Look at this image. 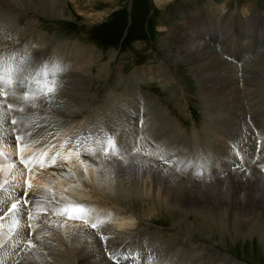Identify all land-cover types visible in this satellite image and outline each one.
<instances>
[{"label":"rangeland","instance_id":"obj_1","mask_svg":"<svg viewBox=\"0 0 264 264\" xmlns=\"http://www.w3.org/2000/svg\"><path fill=\"white\" fill-rule=\"evenodd\" d=\"M55 1L53 8L56 11L53 13L58 15L50 18L39 13L40 10L24 11L0 0V44L5 45L4 37H15L14 40L30 38L28 45L22 47L21 51L24 58L29 56L31 61L36 60L35 65L45 61L57 62V57H63L65 53L63 50L55 57L53 51L56 48L67 47L65 50L69 51L76 45L80 49L92 48L90 57H84L85 60L80 63L73 60L78 64H73L74 67L69 64L70 71H67V67L59 74L62 85L50 99L58 112L51 107L56 113L54 125L69 119L75 112L77 114L74 116L81 120L82 126H67L66 129L71 131L77 127L70 137L71 131L64 135V127L55 131L57 134L60 132L58 136L47 131L36 142L39 146L54 142L52 146L56 147L62 144L60 139L64 138V143L67 141L70 144L67 149L72 150L73 145H77L86 150L83 158L77 153L79 160L73 159L74 156L69 164H83L87 158L104 163L102 176H106L122 191L118 192L120 197L114 188L108 189V196L100 197L103 202L78 196V200H91L89 207L82 206L85 214H88L87 220L56 216L61 217L63 222L84 224L88 223L91 216L97 219L99 214L106 215L114 225L122 221L123 224L118 227L132 231L134 240L127 246L125 242L120 244L115 252L109 254V257L113 256L110 258L113 263L114 258L128 247L135 256H139L142 251L146 255L153 254L154 264H264V198L261 192H253L243 184L245 180L258 186L264 184V79L256 77L259 83H254L252 79L255 76L251 74L256 69L264 70V0H163L161 4H157L156 0ZM217 30L222 41L213 36V31ZM181 32L193 35L196 41L199 38L203 50L207 46L214 47L212 49L220 55V60L232 65L230 70L237 82L241 101L239 106L219 104L220 92L212 87L218 86L215 78L228 75L214 74L217 71L212 72L197 63L200 55H210L208 51L188 52L190 56L183 53L180 48L183 41L176 37ZM202 36L206 39L201 40ZM212 36L216 42L208 40ZM247 46L249 54L243 56ZM42 48H45L43 52ZM51 48L52 53L49 52ZM48 52L51 54L46 59L44 56ZM5 53H10L9 49L0 51V56L13 58ZM66 60L61 58L64 63ZM61 61L58 60V63ZM14 64L11 65H18ZM77 68V73L85 71L89 74L87 80L79 75L69 77L71 70ZM64 75L66 77L62 80ZM11 79V84L4 83L0 89V102L4 103L3 109L8 111V116H0V129H7L3 133L8 132L5 136L14 135L15 131L12 128L8 130L7 126L11 127L14 119L11 117L25 108L20 104L14 106L18 104L16 102H7L8 99H21L25 91L24 86L17 85L15 75ZM40 79L43 80V77ZM30 80L27 87L35 93V78ZM135 85L150 96L138 93V86ZM61 94L65 95L59 98ZM45 99L40 96L34 104L46 103ZM8 104L12 106L10 110ZM34 109L37 114L44 113L38 107ZM240 109L242 114L238 113L239 118H236L233 110ZM217 115L222 116V121L216 120ZM230 116L235 117L238 125H229L227 120ZM152 128L161 129L164 135L159 136L158 140ZM9 131L12 132L10 135ZM153 133L157 137L154 141L151 139ZM107 134H111L126 151L107 157L95 151L93 144L97 142V137ZM82 135L84 137L81 138ZM141 141L152 145H144V149L139 144ZM130 156H141L140 162L136 164L140 165V170L145 168V171L139 175H116L114 161L128 166L131 160L127 158ZM106 161L110 165L105 168ZM156 167L160 172L162 169L161 176H176L169 179L174 187L181 183V177L188 179L190 186L195 185V182L205 185L200 186L202 189L197 187L201 193L194 195L193 199L178 190L171 191L165 187L169 190L166 191L164 185L154 178ZM196 172L202 173V178L195 175ZM232 174L237 177L234 178ZM230 176L233 179H229ZM236 179L244 186L236 187ZM30 181L27 180L29 193L40 195L41 192L49 191ZM215 181L220 184L217 185ZM104 182H107L106 179ZM20 187L24 189L25 181ZM162 199L165 205H160ZM191 199L197 204L200 200L202 204L188 205ZM220 199L230 201V207L225 202L219 203ZM257 199L262 201L258 202ZM254 201L258 204H253ZM238 204L242 206L240 210L235 208L240 206ZM6 217L0 216L1 233L9 230L7 223L4 224ZM52 219L56 223L55 218ZM29 221L25 217L18 223L30 226ZM185 227L189 228L190 234H183ZM144 245L146 249L141 247ZM140 261L145 262L144 259Z\"/></svg>","mask_w":264,"mask_h":264},{"label":"bare ground","instance_id":"obj_2","mask_svg":"<svg viewBox=\"0 0 264 264\" xmlns=\"http://www.w3.org/2000/svg\"><path fill=\"white\" fill-rule=\"evenodd\" d=\"M5 2L12 8L14 7V8H17L20 10H24V11H26V10L27 11L40 10L39 13H42V15L50 17V18H56V15H58L57 13H55V14L53 13L56 11L53 8V4H54V2H56L55 0H5ZM162 2H163V0H156L157 4H161ZM218 14H220V13H218ZM8 20H9V18H8ZM5 25H7V24H5ZM8 25H10V22ZM213 32L215 33V35H213V36L217 37L218 41H222L221 38L219 37V34H218L219 31L217 30V31H213ZM19 34H20V32H19ZM202 35H204V34H202ZM213 36L209 37L208 40L211 39V41H214V39H212ZM176 37L183 41V45H181L180 48H181L182 52L185 54H188V52L191 53L192 51L195 52V51H199V50H202V52H204V53H206L205 51H208L210 53V55H208L206 53L207 56H205L204 54L200 55L198 57L197 63H200L201 64L200 66H204L206 69H208V70L210 69L212 72L217 71V72H214V74H224L225 73L226 75H228V76H222L221 75V77L219 79L215 78L217 83H218V86H215V88L212 87L213 90H217L216 92H220V94H219L220 96H218V99L220 101L219 104L228 105V106L229 105L230 106H234V105L239 106L238 103L241 101H240V97L238 96L239 91H238V87L236 86L237 82L235 83V80L232 78V73L230 70L232 65H230L229 62H227L223 59L220 60V57H219L220 55L218 56V54H216L214 52V50L212 49L214 47L207 48L208 47L207 46L204 50L201 49L202 47H201V44L199 43L200 42L199 38H198V41H199L198 42L193 37V35H191L187 32L186 33L181 32L178 35H176ZM12 38L11 37H4L5 45L0 44V51L5 52V50L9 49L10 53H5V54L11 55L13 57L12 59L15 58L14 62L19 64L20 61H22L24 59V55L22 54V51H21L22 47H25L28 45L30 38H27L25 40H23L24 38L23 39L22 38H16L17 40H14L15 37H12ZM204 38L205 37L202 36L201 40ZM247 38L248 37H245V39H247ZM6 39H8L9 41ZM216 41H214V42H216ZM205 43H207V42L205 41ZM207 45H208V43H207ZM76 47H77V45L73 46L71 51H67V53H69L67 55H64V53L66 51L64 49V47H61V49L56 50L55 54L59 55V53L64 50V53H63L64 56L62 57V60H65L67 58V60H69L70 64L73 63V60L78 61V63H80V61H82V60L84 61L85 59H87L86 57H88V55L90 57V55H91L90 52H91L92 48L91 49H86V48L80 49V47L79 48H76ZM248 49L249 48L247 46V49L245 48L246 53L243 54V56L244 55L247 56V54H249ZM41 50L43 52V50H45V48L44 49L42 48ZM212 50H213V52H212ZM50 52L52 53V48H51ZM51 53H49V54H51ZM199 53H200V51H199ZM188 55H185V57H188ZM1 56H3V55H1ZM44 57L46 59L47 58L49 59L48 54L45 55ZM84 57H85V59H84ZM193 57H195V56H193ZM66 61H65V63L68 64V62H66ZM45 62H47V61H45ZM77 70H78V68L76 70H71V73L67 72V73L71 74L69 77H71L72 75H74V77L79 75L84 80L88 79L87 77L89 76V74L87 75V73H85V71L77 73ZM224 70H227L228 72H226ZM263 71H264L263 69H256V71L253 73L249 72V73L253 74V76H255V79H252L254 81V83H259V79H256V77L257 78L261 77V79H264V72ZM72 72H73V74H72ZM65 77L66 76L64 75L62 80ZM74 80H76V79H74ZM62 95H65V94H61L59 96V98H61ZM8 100L9 101H7V102H9L10 104H11L10 101H12L13 103L14 102L18 103V104H15L14 106L20 104L19 106H23L25 108H23V112L21 110L18 111V113H17L18 115L16 114V116H14V117L10 116L11 119L14 118L15 121L17 119H19L18 121H22L20 123H18V121H16L17 123L14 125L11 124V127L7 126L8 130L10 128L14 129L15 133H14V135H12L13 137L12 136H5V133H8V132L3 133L2 131L5 129L4 128L3 129L1 128L2 130L0 129V188L3 189V191L0 192V198H2V199H0V214H3V213L5 214V212H6L5 215L7 217L4 220L5 223L4 222L3 223L5 225L7 223V225H8L7 227H9V230L7 231L8 233L5 231H4V233L0 232V258L3 259L4 264H114L112 262V260L110 259L109 254H111L112 252H115V250L120 246V244L125 242L124 244H126L125 246H127L128 244L133 243V242H130L131 240H134V235H133L132 231H130L129 229L121 230L119 228L120 227L119 225L123 224L122 221L118 222L117 223L118 225L117 224L114 225L108 221V219L105 217V215L99 214L97 219H95V221H93V222H90L89 221L90 219H88L87 224H84L82 222L81 223L80 222L79 223H77V222L76 223L63 222V219L61 217L59 218L56 216L57 214L55 213V209H58L60 207H63L64 205H68V204H71V205L72 204L73 205L78 204L80 206H84V208H87V207H89L91 200H78L77 199L78 196H83L84 199L101 200L100 197L106 196L107 195L106 191L108 189H111V188L112 189L114 188L116 195L120 196V195H118V192L122 193V191L120 190V187L114 185L113 182L111 183L110 181H108L106 176H104V175L102 176V174H104V173H102L104 170V167H103L104 163L103 164L98 163L96 160L94 161L92 159L87 158L86 160H84L83 164L82 163H80V164L72 163L70 165L69 162L71 160H73V159L77 160L79 158V155L77 154L78 148L75 147L74 148L75 150L73 149V151L66 150L64 147V140H65L64 138L60 139L62 144L61 145L58 144L56 147L52 146V145H54V142H50L49 144H46L45 146H39V144H37V142H36V139L38 137H40L41 135H45L47 131L54 132V135L58 136L60 134V132H59V134H57V133H55V131H57L58 128L60 129V128L64 127L63 133H64V135H67V132H70L72 130V129H66L67 126H71V125H77V127L82 126V123H80L81 120L79 121V118L74 116L77 113L74 112V114H72L69 119H67V120L65 119L63 122H60L59 124L54 125L55 115H56L55 112H57V111L55 109L56 107L54 108L52 101H50V99L46 98L45 99L46 103H40L38 105H36V103H35L36 108L38 107V109H40L42 112H44L41 114L35 113L36 109H34L33 107L32 108L29 107V105H26L22 98L18 99V100H15V99H11V100L8 99ZM52 100H54V99H52ZM35 101L36 100H34L33 103ZM73 103L76 104V102H73ZM3 104L4 103L1 101L0 102V116L1 117L8 116L7 115L8 111L4 110L2 107ZM50 104H51V106H50ZM51 107L53 108V110L55 112L51 109ZM229 112L232 113L231 110H229ZM233 112H234L235 117H236L238 115V113L240 115V113L242 111L240 109L238 111L233 110ZM84 117H85V115H84ZM235 117L234 118L231 117L230 119L227 120L228 123L230 122L229 125H234V124L238 125L237 121L235 122V120H236ZM216 120L222 121V116L217 115ZM239 120L241 122V119H239ZM28 123H30V125H28ZM31 124H35V125L31 126ZM75 129H73V131L70 132L69 137L75 131ZM5 131H7V129ZM59 131H61V130H59ZM154 131H156L157 137L159 140V136L162 137L163 131L161 129H156ZM11 133L9 131V135ZM156 133H153L152 136H151V134L149 135V136H151V139L153 141L155 139H157ZM235 134L239 135L236 131H235ZM18 135H24V140L22 141L21 146L19 148H17L16 142H15V137H14V136H18ZM72 140L74 141L75 137ZM196 140L197 139H195V141ZM66 143H67V141H66ZM139 144L144 149L146 148L144 145H146V146L152 145L151 143L147 144V143L142 142V141ZM67 148H69V147H67ZM203 151H204V149H203ZM41 153H46V156L44 157V159L48 162H50L52 160V158L55 156L58 160V163L54 167H48L46 165L44 167H40L39 164H36L35 167L26 168L21 163V160L19 159L20 157H23L25 159H27L29 157H33V156L38 157L39 154H41ZM5 155H6V158H3ZM72 157H74V158L72 159ZM140 157L130 156L129 158H127V160H131V162H129L130 164L128 166L119 165V163H120L119 161H117V162L114 161L115 166H113V167L115 168L116 175L121 177L124 175L142 174V172L145 171V168L140 170V165L136 164L137 161L140 162ZM81 158H82V156H81ZM103 159H105V157H103ZM142 160H144V159H142ZM141 162L144 163V161H141ZM33 163H35V162H33ZM77 163H78V161H77ZM106 163L107 164L105 165V168L108 165H110V164H108L107 161H106ZM147 164H144V165H147ZM154 169L155 168H151V170H154ZM161 172H162V169H161ZM161 172L156 167V171L154 173L155 174L154 178L157 179L156 181L159 180L158 183H160V185H164V189L166 191L178 190L184 194H187L188 197L192 198L194 195H200V193H201V190L197 189V187L201 188L200 186L205 185L202 183H196L195 182V185L192 183L193 185L190 186V185H188L190 183L189 180L188 179L186 180L180 176L181 179H179V180H181V183L179 185L177 184V186L174 187V185L171 183V180H169V179H174V177H176V176H174L173 178L164 177V176H161ZM235 175L236 174H232L233 177ZM239 175L244 176L241 173ZM235 177H237V176H235ZM185 178H187V177H185ZM104 179H106L107 182H104ZM229 179H233V178H231V176H230ZM238 179H239V177H238ZM238 179H236V181H237L236 187L237 186L243 187L245 185L246 187L251 189L253 192H256V191L261 192L262 197L264 198V184H259V186H258L256 183L249 182V181L247 182V180H245L248 184V186H247L246 182L243 183L244 185H242L241 183L239 184ZM247 179L250 180V178H247ZM27 180H32L30 182H35L36 184L38 183L40 186H44V187L48 188L49 191L46 190L47 192L46 191L41 192V193H39L40 195H33L32 193L28 192L31 198L42 201L43 203L40 204L38 207L37 206H30L29 208L24 209L22 211L18 221H20V219L28 217V212H37V211H40L41 209H47V214L42 215L40 219L30 220L28 218L31 221V226L33 229L32 235H28L29 226H25V225H22L21 223H18L17 227L20 230H22L23 237L17 238L10 231L12 215L9 214V204L11 203L12 200H15L17 197L16 196H9V194L10 193H20L22 195L24 192V189L21 188L20 186L23 184L24 181H27ZM240 180H241V178H240ZM184 183H185V185L182 186V184H184ZM186 184L188 186H186ZM216 184L218 185L220 183L217 181ZM16 187H18L17 190H16ZM165 187L168 188L169 190H167ZM232 188H234V182H233ZM248 188H246V189H248ZM195 190H196V192H195ZM203 190H206V189H203ZM222 192L223 191H221V193ZM109 193H111V191ZM235 194H236V192H235ZM256 196H257V194H256ZM83 197H82V199H83ZM248 198H249V196H248ZM192 199L190 200V202H188V205L197 204V202L192 201ZM223 200L224 199H220L219 203L222 202V204H223L225 202V205L228 204L227 206L230 207V205H229L230 201L228 202V201H223ZM256 201L261 202L262 199L261 200L257 199ZM159 202H158V204H159ZM242 202H244V201H242ZM165 203L166 202H163V199H162V201L160 202V205H165ZM237 203H238V201H237ZM255 203H257V202L254 201L253 204H255ZM199 204L200 205L202 204L200 202V200H199L197 205H199ZM243 204H245V203H243ZM238 205H240V204H238ZM263 205H264V203H263ZM235 208H236V210H240L239 208H242V206L241 205L236 206ZM243 209H244V206H243ZM121 212H123V209ZM52 218H55L56 223L53 222ZM86 220H87V218H86ZM25 223L26 222L24 221V224ZM91 224H99L100 226L97 229L93 230L90 227ZM217 226L218 225H216V227ZM186 227L184 229V232L183 231L182 232H183V234L188 235V234H190L189 233L190 230H189V228L186 229ZM144 234H148V233H144ZM101 236L107 237V240L106 241L102 240ZM126 239H127V241H124ZM145 240L147 241V239H145ZM28 241H31L32 247H28ZM138 244H139V242H138ZM12 245L18 246L15 251H13V248L10 247ZM141 247H144V249L147 248L146 245L141 246ZM126 248L127 249L124 248L125 250H123L119 256V259H120L119 264H137V262L133 261L132 259H127V260L123 259V257H125V256L132 255L131 251L128 250V247H126ZM147 255L145 252L142 251V253L139 256H136L139 264H144V262H141L140 260L144 259L146 262L149 257L152 258L153 254H147ZM111 257H113V256H111ZM154 259H155V257H154ZM165 264H167V263H165Z\"/></svg>","mask_w":264,"mask_h":264},{"label":"snow or ice","instance_id":"obj_3","mask_svg":"<svg viewBox=\"0 0 264 264\" xmlns=\"http://www.w3.org/2000/svg\"><path fill=\"white\" fill-rule=\"evenodd\" d=\"M65 70H66L65 66L55 61L43 62L39 65H34V63L31 61V58L28 57H25L22 61H20L17 67L13 69L10 66H6V62L4 61L3 57H0V85L4 83L11 84L12 83L11 77L15 74L17 85L25 87V91L22 96L24 103L34 108L36 107V105L33 103L34 100L39 99L40 96L51 99V97L57 92L59 87L62 85V81L58 79L59 74ZM5 75L9 77L7 80L4 79ZM41 76L43 77V80L40 79ZM33 77L35 78V83L37 84V90L35 93L32 92L30 88L27 87L31 82L30 78ZM8 108L10 110L12 106L9 105ZM11 123L14 125L16 124V121L12 120ZM23 140H24V135H18L15 137L17 148L21 146ZM77 151L78 154H83L79 151V148L77 149ZM95 151L107 157L109 155H117L120 151H126V150L122 149L115 142L111 134H107L106 136L103 137L100 136L97 137V148ZM136 151H139V149H136ZM45 156L46 153H41L39 154L38 157L33 156L27 159L20 157L19 159L26 168L35 167L36 164H39L40 167H44L45 165L48 167H54L58 163V160L55 156L52 158L50 162L44 159ZM195 175L202 178V173L200 172H196ZM29 186L30 185L28 184V182L25 181V190L22 195L20 193L9 194V196L17 197L15 200H12L11 203L9 204V214L12 215V224L10 226V231L17 238L23 237L22 230H20L17 227L18 219L22 211L24 209L29 208L30 206L38 207L40 204L43 203L42 201L30 197L27 191V188ZM2 191L3 189L0 188V192ZM55 213L57 215H65L70 219H80V220H83V217L85 215V211L82 206L71 205V204L64 205L62 208L55 209ZM46 214H47V209H41L40 211L37 212H28V218L30 220L40 219L42 215H46ZM99 226H100L99 224L90 225V227L93 230L97 229ZM0 227H2V225H0ZM32 232L33 229L32 226L30 225L28 235H32ZM101 239L106 241L107 237L101 236ZM10 247H12L13 251H15L18 246L12 245ZM28 247H32L31 241H28ZM110 258H112L111 255ZM123 259L125 260L132 259L133 261H136L137 264H139V262L137 261V257L135 255L125 256L123 257ZM0 264H4L2 258H0ZM114 264H119V257L114 258ZM144 264H154V261L151 257H149L148 260L144 262Z\"/></svg>","mask_w":264,"mask_h":264}]
</instances>
